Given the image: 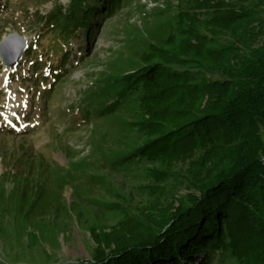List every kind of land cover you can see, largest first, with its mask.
I'll return each instance as SVG.
<instances>
[{
	"label": "rangeland",
	"instance_id": "obj_1",
	"mask_svg": "<svg viewBox=\"0 0 264 264\" xmlns=\"http://www.w3.org/2000/svg\"><path fill=\"white\" fill-rule=\"evenodd\" d=\"M71 1L0 0V40L12 32L26 39L14 66L0 60V264H93L96 250L143 237L195 177L198 152L186 145L154 161L119 159L131 142L189 119L172 71L200 70L199 55L186 47L196 41L192 32L201 35L196 51L219 48L217 0H121L90 42L82 28L79 39L66 40L41 21ZM152 43L164 51L150 53ZM65 48L68 60L57 66ZM149 61L162 66L166 93L155 110L164 119L126 138L115 132L124 114L102 119L94 110L113 100L125 73ZM211 264H227L226 252Z\"/></svg>",
	"mask_w": 264,
	"mask_h": 264
},
{
	"label": "trees",
	"instance_id": "obj_2",
	"mask_svg": "<svg viewBox=\"0 0 264 264\" xmlns=\"http://www.w3.org/2000/svg\"><path fill=\"white\" fill-rule=\"evenodd\" d=\"M92 1V5H88L85 0H72L64 12L60 8L53 10L41 21L48 29L57 30L66 40L74 37L79 39V30L82 28L84 39L90 42L100 19L117 12L122 4L121 0ZM213 15L212 20L217 19L218 14ZM50 34L53 35L52 32ZM192 35L196 41L201 36L197 31L192 32ZM196 41L193 44L186 43V47L199 55L202 60L199 62L200 70L195 73L171 70L175 72L173 79H177L176 87L180 93L178 104L186 103L190 106L189 119L175 128L167 125V131L163 129L139 144L131 142L119 159L125 163L154 161L163 149L177 145L188 146L198 152L195 177L188 188L190 192L173 210L149 226L143 237L117 241L106 253L96 250L91 257L93 264H211L215 254L226 252L219 48L207 47L204 55L202 51H196L199 48ZM60 44L65 45L62 42ZM151 48L150 53L164 51L162 44L152 43ZM61 53L64 58L58 55L53 63L63 67L68 60V51L65 48ZM53 63L49 64L50 68ZM207 72L215 74V77L207 76ZM161 73L162 66L150 61L125 73L122 80L124 83L116 90L113 100L95 109V115L108 119L117 113L124 114L128 120L117 123L118 129L115 132L126 138L128 134L139 137L146 133L149 119H164L155 110L162 107L156 104L166 93L162 87ZM194 99L203 102H199L192 110ZM144 115H148V119ZM156 125L166 124L159 122ZM156 125L155 132L159 130Z\"/></svg>",
	"mask_w": 264,
	"mask_h": 264
},
{
	"label": "water",
	"instance_id": "obj_3",
	"mask_svg": "<svg viewBox=\"0 0 264 264\" xmlns=\"http://www.w3.org/2000/svg\"><path fill=\"white\" fill-rule=\"evenodd\" d=\"M26 39L16 32L7 34L0 40V60L4 65L12 67L22 57Z\"/></svg>",
	"mask_w": 264,
	"mask_h": 264
}]
</instances>
